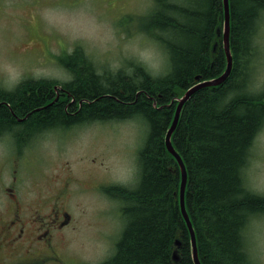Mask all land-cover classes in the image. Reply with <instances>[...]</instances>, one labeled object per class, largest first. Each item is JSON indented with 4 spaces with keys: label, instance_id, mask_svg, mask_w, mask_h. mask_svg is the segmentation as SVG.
Returning a JSON list of instances; mask_svg holds the SVG:
<instances>
[{
    "label": "trees",
    "instance_id": "1",
    "mask_svg": "<svg viewBox=\"0 0 264 264\" xmlns=\"http://www.w3.org/2000/svg\"><path fill=\"white\" fill-rule=\"evenodd\" d=\"M150 1L136 31L158 45L169 66L166 74L152 76L127 60L134 65L132 73L99 75L77 45L52 56L69 81L32 78L12 91L0 88V136H10L18 153L50 131L96 121L145 124L135 188L109 186L103 191L122 204L123 226L112 253L98 264H174L177 239L178 264H193L179 209V169L164 138L177 99L197 83L195 77L210 80L225 70L220 34L224 12L222 0ZM229 4L232 71L221 85L192 94L171 136L187 171L185 206L202 264H249L244 231L251 214H264V196L250 191L243 176L264 125V91L254 94L248 88L258 57L254 38L257 20L264 17V0ZM57 85L59 97L52 102Z\"/></svg>",
    "mask_w": 264,
    "mask_h": 264
},
{
    "label": "rangeland",
    "instance_id": "2",
    "mask_svg": "<svg viewBox=\"0 0 264 264\" xmlns=\"http://www.w3.org/2000/svg\"><path fill=\"white\" fill-rule=\"evenodd\" d=\"M150 2L0 0V88L12 91L32 78L69 81L68 72L52 56L71 52L77 45L99 75L132 73L134 65H127V60L152 76L166 74L169 66L158 45L136 31ZM254 44L258 57L248 88L259 94L264 91V17ZM145 132L141 120L96 121L46 132L19 154L10 136H0V246H4L0 264H98L107 259L123 219L120 201L103 191L109 186L135 188ZM243 176L250 191L264 196V125ZM54 210L68 214L63 231L53 241L57 260L25 262L27 231L13 246L5 244L1 229L5 222L15 221L17 213L23 225L30 213L36 215L35 222L23 226L28 230ZM17 227L14 224L10 231ZM244 235L249 264H264V214L249 219Z\"/></svg>",
    "mask_w": 264,
    "mask_h": 264
},
{
    "label": "water",
    "instance_id": "3",
    "mask_svg": "<svg viewBox=\"0 0 264 264\" xmlns=\"http://www.w3.org/2000/svg\"><path fill=\"white\" fill-rule=\"evenodd\" d=\"M223 4V12H224V27H223V32H222V42H223V49H224V54L226 58V68L224 73L219 76L218 78L211 79V80H205L203 82H199L198 84L194 85L193 87L189 88L183 95L182 97L177 99V106L175 109V113L173 116L172 123L170 127L168 128L165 138H164V143L167 151L175 158L178 168H179V173H180V185H179V191H178V200H179V209L183 218V221L185 222V225L187 227L188 233H189V239H190V248H191V258L193 264H201L199 255H198V248H197V241H196V235H195V230L192 226V222L190 220V217L188 215L186 206H185V189H186V184H187V171L185 168V164L182 161L180 155L176 152L174 147L172 146L171 143V136L172 133L174 132L180 112L182 110L183 105L185 102L188 101V99L194 94L196 91L202 89V88H207V87H216L221 85L227 77L229 76L232 66H233V61H232V55L230 51V45H229V33H230V6H229V0H222ZM219 33V32H218ZM197 81H199V78H196ZM154 105L155 102L153 103ZM176 249L173 250L172 252V261L174 264H178V261L180 260V256L178 254L177 249L181 246L180 240H175L174 242Z\"/></svg>",
    "mask_w": 264,
    "mask_h": 264
},
{
    "label": "flooded vegetation",
    "instance_id": "4",
    "mask_svg": "<svg viewBox=\"0 0 264 264\" xmlns=\"http://www.w3.org/2000/svg\"><path fill=\"white\" fill-rule=\"evenodd\" d=\"M60 88L57 89V92L59 93ZM19 151V150H17ZM19 154V153H18ZM15 174V170L13 172V176ZM13 193V192H12ZM11 197L14 198V194H11ZM35 210L34 212H36ZM34 212L28 215L29 221H27L26 224H21V218L19 217L17 213V218L15 221H11V223H4V227L1 229L2 233V239H4L5 244L7 246H13L14 244L18 243L22 236L24 237L26 234V231L28 233L27 242L28 244V254L27 258L25 259V262L35 263L33 260H39L40 263L47 262L49 260H57L55 255V247H54V238L60 234L63 230L64 221H66V217H68V214L65 213V210H58L55 212L51 211L48 213L47 217L42 223L34 225L33 227L24 230V227H27L29 223L35 222ZM39 213V211H37ZM53 214V215H51ZM17 225V229H14L10 231V227L13 225ZM27 229V228H26ZM9 237V239H8ZM14 237V238H11ZM37 246L38 248H34V246ZM3 245L0 246V249H3ZM55 254V255H54Z\"/></svg>",
    "mask_w": 264,
    "mask_h": 264
},
{
    "label": "bare ground",
    "instance_id": "5",
    "mask_svg": "<svg viewBox=\"0 0 264 264\" xmlns=\"http://www.w3.org/2000/svg\"><path fill=\"white\" fill-rule=\"evenodd\" d=\"M262 20H263V16H262V18H260V20H259V18H258V20H257V22L259 21V23H258V24H260ZM152 25H155V24H154V23H152ZM251 215H252V217H254L256 214H255V213H253V214H251Z\"/></svg>",
    "mask_w": 264,
    "mask_h": 264
}]
</instances>
